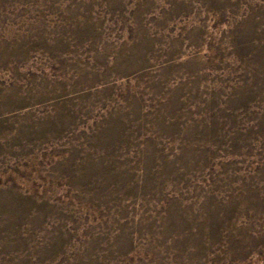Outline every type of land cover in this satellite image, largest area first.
<instances>
[{"label": "rangeland", "instance_id": "374dc122", "mask_svg": "<svg viewBox=\"0 0 264 264\" xmlns=\"http://www.w3.org/2000/svg\"><path fill=\"white\" fill-rule=\"evenodd\" d=\"M0 264H264V0H0Z\"/></svg>", "mask_w": 264, "mask_h": 264}]
</instances>
